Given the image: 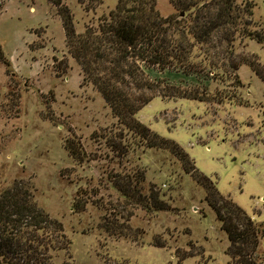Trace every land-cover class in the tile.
I'll return each mask as SVG.
<instances>
[{
	"label": "rangeland",
	"instance_id": "rangeland-1",
	"mask_svg": "<svg viewBox=\"0 0 264 264\" xmlns=\"http://www.w3.org/2000/svg\"><path fill=\"white\" fill-rule=\"evenodd\" d=\"M12 2L15 6L0 0V38L19 66L16 71L0 58V192L24 183L37 205L62 222L71 244L55 252L54 263H233L228 234L206 188L171 150L149 146L119 122L70 54L57 7L47 0ZM64 2L82 33L118 0ZM236 2L253 4L246 20L262 31L264 0ZM157 6L164 16L179 13L172 0H157ZM224 36H218L223 45L209 47L224 57L215 73L145 67L162 86L198 90L208 100L157 95L136 116L180 143L197 168L264 231V80L243 62L258 55L264 64V43L239 32L230 48ZM68 140L83 145V161L73 157ZM154 193L167 209H156ZM77 197L86 203L81 211L73 208ZM109 219L129 225L130 237L106 232ZM161 242L165 245L158 246ZM187 253L192 255L184 259ZM256 256L264 264V236Z\"/></svg>",
	"mask_w": 264,
	"mask_h": 264
},
{
	"label": "trees",
	"instance_id": "trees-1",
	"mask_svg": "<svg viewBox=\"0 0 264 264\" xmlns=\"http://www.w3.org/2000/svg\"><path fill=\"white\" fill-rule=\"evenodd\" d=\"M47 1L58 9L70 54L79 61L85 77L98 88L119 122L144 137L149 146L171 150L182 161L184 170L206 188V199L231 243L234 261L229 264H261L259 256L253 257L264 236L260 224L225 197L180 143L161 136L136 116L157 95L208 100V95L198 90L162 86V81L150 78L145 67L183 68L186 72L209 68L215 73L213 70L221 68L219 61L224 57L220 53L214 56L209 47L216 49L218 43L224 44L218 37L220 32L225 34L230 48L239 32L264 43V28L260 31L250 27L251 20H246L253 15V4L246 2L241 6L236 0H172L179 13L164 16L157 0H118L98 25H88L78 33L69 5L64 0ZM254 57L255 60L246 58L243 62L250 64L264 80V64L258 55ZM0 58L11 65L1 44ZM238 66L236 63L231 67ZM234 78L240 85L237 73ZM67 147L76 160H84L86 153L80 141L68 140ZM156 194V209H167ZM132 195L137 199L135 193ZM80 199L77 197L74 202L75 211L86 207ZM103 227L106 232L130 237L131 230H125L130 226L118 220L109 219ZM70 244L62 222L37 205L26 184L16 182L0 192V264H55V252ZM191 255L187 253L184 259Z\"/></svg>",
	"mask_w": 264,
	"mask_h": 264
},
{
	"label": "crops",
	"instance_id": "crops-1",
	"mask_svg": "<svg viewBox=\"0 0 264 264\" xmlns=\"http://www.w3.org/2000/svg\"><path fill=\"white\" fill-rule=\"evenodd\" d=\"M37 1H39V0H32V2L33 3H35V2H37ZM42 1V0H41ZM11 3H13V6H15V4H14V2H12V0H11ZM40 3H42V2H40ZM18 4L16 3V6H17ZM29 5V4H28ZM29 7V6H28ZM32 11L33 12H29L31 15H33V14H36L35 12L37 11V7H34V9L32 8ZM37 18L39 19H44V16H37ZM61 21H62V19H61ZM61 25V28H60V31H61V33L64 35V36H66V34H65V29H64V26H63V23H61L60 24ZM48 28L49 29H51V25L49 24V22H48ZM0 43H1V45L3 46V48H4V50L6 51V53H7V55L9 56V60L11 61V63H12V66L14 67V69H16V71H19V66H18V57L16 56V55H14L13 53H11L10 51H8V49H7V47H6V45H4V41H2V39L0 38ZM15 57H16V59H15ZM15 59V60H14ZM25 60V59H24ZM26 61L27 62H29V60L26 58ZM71 61H73V60H71ZM72 65H75L74 63L72 64Z\"/></svg>",
	"mask_w": 264,
	"mask_h": 264
},
{
	"label": "water",
	"instance_id": "water-1",
	"mask_svg": "<svg viewBox=\"0 0 264 264\" xmlns=\"http://www.w3.org/2000/svg\"><path fill=\"white\" fill-rule=\"evenodd\" d=\"M182 15H184V12L182 13Z\"/></svg>",
	"mask_w": 264,
	"mask_h": 264
}]
</instances>
